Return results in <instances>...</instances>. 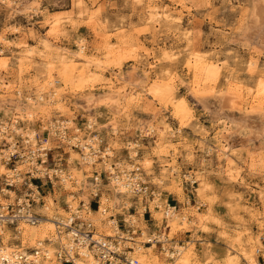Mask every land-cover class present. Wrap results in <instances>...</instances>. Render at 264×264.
<instances>
[{"label": "rangeland", "instance_id": "obj_1", "mask_svg": "<svg viewBox=\"0 0 264 264\" xmlns=\"http://www.w3.org/2000/svg\"><path fill=\"white\" fill-rule=\"evenodd\" d=\"M76 1L0 0V48L1 56L6 58L5 68L0 69V117L15 128H24L20 130L23 134L30 129L41 133L52 119L64 121L67 134H76L80 140L96 132L107 158H95L92 165L85 164L79 148L49 136L48 162L61 158L65 170L81 181H93L92 177L101 172L99 196L108 205V214L117 219L132 214L130 218L136 216L138 227L146 231L153 224L154 228L164 227L163 214L156 220L153 210L165 209L167 204L162 198H167V203L177 206L187 219L182 228L168 231L169 236L177 245L185 246L193 264H222L231 255H235L236 264H254L247 257L250 254L256 264H264V118L255 115L243 119L238 109L255 93L264 103V49L256 41L257 30L251 28L253 9L257 5L264 7V0ZM147 2L166 12L169 20L146 19ZM47 35L50 46L44 48L41 40ZM80 39L83 54L91 58L104 57L105 41L112 51L101 77L76 87L81 74L73 71L72 79L64 83V66L58 55L66 54V60L75 58L72 54L78 50ZM190 49L217 60L220 68L213 80L215 92L236 95L234 107L225 109V114H215L212 96L201 101L192 95L189 85L193 71L186 64ZM169 54L172 59L165 57ZM250 61H255L256 66ZM163 69L175 86L178 100H185L188 109L182 116L175 115L169 97L162 98L165 107L149 94L151 83L165 72ZM48 80L57 88L47 84ZM40 86L43 100L38 99L41 104L33 107V116L28 117L16 106H27L25 96H34ZM118 86H122L121 92L129 93L124 101L97 102L86 107L89 97L101 98L111 89L116 92ZM53 91L57 94L51 96ZM44 105L50 108L48 112L39 111ZM69 119L71 125L66 122ZM90 119L93 127L89 130L86 124ZM164 124L168 128L161 132ZM226 126L231 130L233 150L218 155L215 135ZM144 160L149 164H144ZM0 163V173L7 171ZM110 165L118 172L127 169L125 165H131V169L139 167L142 179L159 191V198L156 194L152 201L147 200L153 219L148 220V213L143 214L145 200L139 195L123 194L118 201L111 197L115 187L105 175ZM70 184L80 188L73 191L70 199L65 198L64 185L43 189L41 199L45 206L38 205L37 211L66 217V203L75 207L80 200L91 198V184ZM96 211L94 207L91 214L96 230L115 234L109 220L113 217ZM102 217L106 218L100 224L95 222ZM180 238L192 241L185 243ZM12 241L10 238L8 242ZM23 241L32 246L36 239L26 237ZM180 251L182 257L184 250ZM152 255L168 263L160 253L155 251ZM176 259L173 263L179 260Z\"/></svg>", "mask_w": 264, "mask_h": 264}, {"label": "built area", "instance_id": "obj_2", "mask_svg": "<svg viewBox=\"0 0 264 264\" xmlns=\"http://www.w3.org/2000/svg\"><path fill=\"white\" fill-rule=\"evenodd\" d=\"M61 123L62 120H49L42 132L31 138L27 133L23 134L22 130L19 132L18 129L22 127L15 129V125L0 117V161L7 168V171L0 173V264H37L40 260L52 257L56 264H76L75 260L81 264L87 256H92L94 264H144L139 254L146 248L163 255L168 263L178 258L181 251L176 247L175 241L166 236V224L160 230L149 228L142 235L136 216L130 218L132 214H128L127 218L122 215L117 219L108 214V206L101 209L99 205L103 202L100 201L98 188L101 172L92 177V182L97 186L92 184L91 198L88 201L80 200L78 206H72L73 208L70 204H65L68 213L65 221L55 220L57 227H61L63 231L57 230L51 237L35 245H24L22 225H36L44 215L37 211L38 205L45 206L41 199L43 189L54 190L55 186L64 185L66 181L76 183L65 170L66 165H61V158H56L52 164L48 162L51 150L49 136L79 148L81 160L85 164L92 165L97 161L95 158L108 157L107 151L102 150V139L98 138L96 132L83 140L75 134L78 140L76 144H72L71 141L76 136H69L65 124ZM86 127L90 130L93 122L87 121ZM90 157L93 160H89ZM116 170L117 168L110 165L105 175L107 173L115 189L120 187L117 179L121 181L123 178V188L128 193L144 198L142 211L143 214L148 213V220H151L147 200L152 201L155 192L142 179L139 167L130 171L122 168L125 172ZM125 173L128 175L124 176ZM94 207L107 218L113 217L109 220L116 229L115 234L106 235L96 230L91 218ZM168 207L169 203L166 209ZM8 230L10 234L5 246L2 236ZM10 238L12 243L8 242Z\"/></svg>", "mask_w": 264, "mask_h": 264}, {"label": "bare ground", "instance_id": "obj_3", "mask_svg": "<svg viewBox=\"0 0 264 264\" xmlns=\"http://www.w3.org/2000/svg\"><path fill=\"white\" fill-rule=\"evenodd\" d=\"M82 0H77V3H81ZM92 2H94L95 0H91ZM178 2L182 3V0H177ZM148 3V2H147ZM148 8V16L146 17V19L149 20H156L157 22L159 21V18L162 17L165 20H169V15L162 11L158 6H154L151 4H147L146 5ZM28 8V7H27ZM24 8L23 9H27ZM23 9H20L19 11H22ZM92 12H90L88 14V17H91ZM251 22L252 23V29L254 28V30L256 31V37H257V42L260 44L261 47H263L264 49V27H262V24L264 22V7L261 5H257L252 12L251 15ZM49 23H51L52 26V22L48 21ZM81 39L78 41V50L73 52L72 55L75 56V58H69L68 60H66L67 55L66 54H60L58 55L60 57V61L62 62L63 66L62 67V78H63V82L67 83V80H71L72 79V75H73V71H78L81 75L80 77L77 79L78 84L76 85V87H82L81 83L86 82V81H90V80H94L97 77H101L102 75V70L103 68H105L109 62V56L111 54V47H110V43H107L105 41L104 43V48L107 50L106 53H104V57L102 59H98V58H91L87 55L83 54V43H81ZM41 43L43 45L44 48H47L50 46L49 44V36H45V38H43L41 40ZM26 52H31V50L26 49ZM2 54V49L0 48V69L3 70L6 66V58L1 56ZM166 58L168 59H172V54L169 55H165ZM186 64L188 66V69H191L193 71V79L189 85L190 91L192 93V95L201 101H207V98L209 96H212V98H214V100L211 102L212 106L214 108V112L215 114H225V109L228 108H232L234 107V99L236 98L235 94H231L230 92L226 91L220 94H217L215 92V85H214V79L218 73V69L220 68L217 60L212 59L211 57L208 56H204V55H200L198 51H196L195 49H190V51L187 53V60H186ZM250 64L255 65V61H250ZM134 68V66H133ZM71 70V72H70ZM164 71L166 69H163ZM165 73V74H164ZM164 73H160V75L157 77L156 80H154L151 83V89L149 90V94L151 95V97L153 99H156L158 101H160L163 106L166 107V103L162 101V98L164 97V99H169L168 100H172L170 101V105L173 109V112L175 113V115H180L182 116L184 113L187 112V105L185 103L184 99H179L176 96L175 93V86L174 84L171 82V78L169 77L168 73L166 74V71ZM262 77V76H261ZM162 78H164L162 80ZM160 82H159V80ZM158 80V81H157ZM164 81V82H163ZM162 82V83H161ZM112 83V82H111ZM47 84L53 85L52 80H48ZM261 84L263 87H261L264 90V81H261ZM228 85H231V83L229 82ZM72 86V85H71ZM53 87L57 88L56 85H53ZM73 87V86H72ZM109 88H112L111 85L108 86ZM39 90L37 91L38 93L33 95H26V100L27 106H16L19 110L24 111V114L28 117L33 116L34 113V108L33 107H38L41 103L38 102V99L40 100L42 98L43 100V86H40L38 88ZM120 89H122V86H118L117 89H115L116 92L113 91V89H111V92H107L108 95L103 96V97H95L92 96L89 97L90 99L86 100V107L90 108L92 106H94L97 102H115L116 101H124L125 98H128L129 93L126 94V92H121ZM259 89L256 90V92L258 93ZM1 92V91H0ZM40 92V93H39ZM57 93L55 91H53V93L51 94V96L56 95ZM162 94H164L162 96ZM1 95V94H0ZM241 95V93H240ZM257 95L255 93V95L251 96V99L249 100V102H247V104H245V106H239L240 108L236 107L239 109V113L240 115H242L243 119H248L250 117H255L259 116L260 118H264V103L262 102L261 99L257 98ZM131 97H137V95H132ZM244 97V95L241 97V99ZM122 99V100H121ZM174 100V101H173ZM178 100V101H177ZM55 100L53 99V102ZM175 101L176 104H175ZM49 107L46 105L41 106V108L39 109V111L41 112H48L49 111ZM38 113V111L36 112ZM179 116V117H180ZM89 121H93V119H90ZM67 123H69L70 125L71 123V119L66 121ZM61 124H64V121H62ZM19 128V127H18ZM150 129H153V126L150 124L149 125ZM168 128V126H166V124L163 125V128L160 130L161 132H164V130H166ZM16 129V128H15ZM19 132L20 130H22V128L18 129ZM173 132V131H171ZM27 134L29 135V137H33L35 136V134H38V132H36L34 129H30ZM230 134H231V130L226 126V127H222L220 129V131H218L215 135V138H217V154L218 155H227V153L229 151H232V147L230 146ZM76 136V135H75ZM249 136V135H247ZM251 137H247V140H249ZM77 136L74 137L71 141L72 144H76ZM89 160H93L92 157H90ZM145 163L144 164H149L147 160H144ZM90 163V162H89ZM1 163H0V169H1ZM125 167L127 168V171L131 170V165H125ZM170 170L172 172H174V168H170ZM122 172H125V170H123ZM228 175H230V172L227 173ZM128 173H125L124 176H127ZM117 179V181H119V185L120 187L114 189L113 192L110 193L111 197L115 200L118 201L120 200V197L124 196L123 194H127L128 192L125 190V188H123L124 182H122ZM82 179H75V182L77 185H80L81 182H86L87 184H94L92 181H88V180H83ZM97 186V184H94V186ZM64 191H65V198H72L74 196L73 191L75 190H79L80 188H76L74 186H72L68 181L65 182L64 184ZM105 190H109V189H105ZM154 190V189H153ZM198 192H201V189H197ZM155 195L157 194V197L159 196V191H155ZM117 193H121L120 196H118ZM102 196L104 197V193H101ZM102 197V198H103ZM128 197V196H127ZM240 197V196H238ZM106 198V197H105ZM159 198V197H158ZM162 197L160 196V199ZM104 199V198H103ZM107 199V198H106ZM123 199H125V197H123ZM87 200V198H86ZM162 200H164V202L167 203V200L165 198H162ZM166 200V201H165ZM117 203V202H115ZM124 203L127 204L128 201L127 199L124 200ZM53 204V203H52ZM170 205V204H169ZM101 207V209L103 210L104 207L108 206L107 204H100L99 205ZM160 206V205H159ZM161 207V206H160ZM46 208H49L48 206H46ZM71 208L72 205H71ZM167 210V211H165ZM165 211V212H164ZM164 212V213H163ZM181 211L178 209L177 206H173L170 205V207H168L167 209L162 207L160 209H155L153 210L154 216L153 218L158 220L162 214L164 219L166 220L165 224L168 228L167 230V237L168 238H173L169 236V232L170 230H177L179 228H182L186 223H187V219L186 216L184 214L180 213ZM96 213H100L99 211H96ZM43 216L41 221L36 224V225H27V224H23V239H25L26 237L28 238H32V239H36V243H40V241L44 240L45 238H49L51 237V235H53L55 232H57V230H61L63 231V229L61 227H57V223L55 222V220H58V222H64V216L61 215H56L54 213H52L51 211H47L45 210L43 212ZM101 214V213H100ZM208 214V213H207ZM103 216V215H102ZM203 216L206 217V213H203ZM100 217V216H99ZM106 217H102V218H96L95 222L100 224L101 220L105 219ZM151 218V219H153ZM100 222V223H99ZM108 222V221H107ZM110 222V221H109ZM103 224V223H102ZM65 227V226H63ZM156 230H160V228H154ZM142 235L145 234L147 231L146 229L142 228ZM148 230V229H147ZM106 235H112L109 233H105ZM3 243L5 244V246L7 245V239L9 238V234L8 232L3 233ZM176 247H180L179 250H184V254L183 256H179L176 260L177 264H193L194 262H191L190 259V253L189 252H185V246L183 245H177V242H174ZM260 243V242H258ZM261 244V243H260ZM9 246V245H8ZM231 251H235L234 248L230 247ZM143 253L139 254V258L140 260L144 263V264H164L163 262H160L159 259L156 256L152 255V252L150 251L149 248H146L142 251ZM238 253V252H236ZM254 264H256L253 260L252 254L247 256ZM53 258V257H52ZM40 262V261H39ZM37 264H40V263ZM76 264H80L78 260H75ZM174 262V261H173ZM167 263V264H176V263ZM43 264H56V262L52 259H45ZM81 264H94L93 258L92 256H87V259L85 261H82ZM222 264H236V260H235V255H231L228 257V259L226 260L225 263Z\"/></svg>", "mask_w": 264, "mask_h": 264}, {"label": "crops", "instance_id": "obj_4", "mask_svg": "<svg viewBox=\"0 0 264 264\" xmlns=\"http://www.w3.org/2000/svg\"><path fill=\"white\" fill-rule=\"evenodd\" d=\"M168 193H170V192H168ZM167 199V198H166ZM153 227H150V228H154V224L152 225ZM188 239V240H187ZM192 241V238H180V241H185V243H188L189 241ZM190 241V242H191Z\"/></svg>", "mask_w": 264, "mask_h": 264}]
</instances>
